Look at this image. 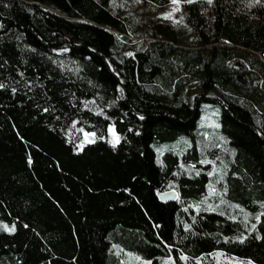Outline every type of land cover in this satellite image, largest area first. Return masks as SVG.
I'll return each instance as SVG.
<instances>
[{
    "label": "trees",
    "instance_id": "1",
    "mask_svg": "<svg viewBox=\"0 0 264 264\" xmlns=\"http://www.w3.org/2000/svg\"><path fill=\"white\" fill-rule=\"evenodd\" d=\"M133 2L0 0V264H264V0Z\"/></svg>",
    "mask_w": 264,
    "mask_h": 264
},
{
    "label": "rangeland",
    "instance_id": "2",
    "mask_svg": "<svg viewBox=\"0 0 264 264\" xmlns=\"http://www.w3.org/2000/svg\"><path fill=\"white\" fill-rule=\"evenodd\" d=\"M132 2L135 0H131ZM131 11L130 13L127 14V20L129 22V25L131 28H133V32H137L138 29V23L142 22L146 18H152V19H157L159 21H164L166 23H169L173 26H177L176 24L179 22V16H178V11H179V6L178 4H169L165 7L158 8L154 6H148L146 7L149 12L145 10L144 7H142L140 4L133 2L131 5ZM174 9H178L175 10ZM168 13L170 14L168 18H164L161 14ZM133 34V33H130ZM131 42L133 44L139 42V38L137 37H132L130 38ZM121 95V94H120ZM220 119V112L211 106H205L202 110V115L200 118V128L204 133L206 134V138L210 139H215V141L221 142V138L219 134L216 132L218 128V122ZM179 144H176L175 147L178 148ZM179 148H182L181 146ZM223 149L225 147L222 146ZM163 150V149H162ZM159 158V157H158ZM220 170L217 169V172Z\"/></svg>",
    "mask_w": 264,
    "mask_h": 264
},
{
    "label": "snow or ice",
    "instance_id": "3",
    "mask_svg": "<svg viewBox=\"0 0 264 264\" xmlns=\"http://www.w3.org/2000/svg\"><path fill=\"white\" fill-rule=\"evenodd\" d=\"M110 2H111V0H110ZM136 2H140V0H136ZM170 2L172 3V4H174V5H176V4H178L179 3V0H170ZM185 2L186 3H189V4H191V3H193V0H185ZM206 2H207V4L208 5H212L213 4V0H206ZM257 2H260V0H257ZM5 7H8V5H5ZM175 10H178V9H174V11ZM164 18H168V16L170 15V14H168V13H164V14H161ZM63 51H69V49H63ZM126 55H128V56H132L133 55V53H131V52H129V53H127ZM54 63H55V61H53ZM63 66V65H62ZM0 67H2V65H0ZM77 71H79V69H77ZM19 75L21 76V77H23L24 76V73H19ZM38 79V78H37ZM17 84H19L20 83V81H17L16 82ZM26 88H28L29 89V91H31V89H32V87H35L36 85H35V82L34 81H32V80H29V81H27L26 83H25V85H24ZM6 87H8L7 85H5L4 83H0V89H4V88H6ZM11 91L13 92V93H16L17 91H18V88L17 87H12L11 88ZM121 91H123V89H121ZM51 98L50 97H46V100H50ZM93 103H94V101H93ZM38 107H39V105H38ZM75 107V106H74ZM84 107L87 109L88 108V105H87V103L84 105ZM55 109H54V107L53 108H49V107H42V111L43 112H45V113H47V112H49V111H54ZM97 115H103V111L101 110V111H99V112H97L96 113ZM57 120H59L60 119V117L59 116H56L55 117ZM78 124H81V121L80 120H73L72 121V124H71V127H72V130L73 131H78L79 133H81L82 134V136H83V139L82 140H80V142L77 144V146H76V150L77 151H80V150H82L83 148H84V146H85V144L86 143H93V142H95V138H96V133L95 132H90V131H88L85 127H83V126H81V127H79V128H77V125ZM109 132L111 133V136H112V139L109 141L112 145H113V147H115L116 146V144H118L119 143V137H118V135L115 133V131H113V129L110 127L109 128ZM101 139H103V137H101ZM29 163L31 164V158L29 157ZM209 175H211V173H209ZM213 191H215V190H213ZM198 207V206H197ZM208 210H210V211H212V210H215V209H213L211 206H209V209ZM221 215H224V213H220ZM231 220H235L236 219V217L235 216H231V217H229ZM256 219L257 220H259L260 219V216H257L256 217ZM3 227L7 230V231H9V232H14L15 231V225H12V227L11 228H9V226L7 225V224H4L3 225ZM185 229L187 230V229H189L191 226L190 225H188V224H185ZM252 229H255L256 228V224H252ZM246 237H238V239L240 240V242H243V240L245 239ZM227 239V238H226ZM171 247V246H170ZM128 255L129 256H132L133 254L132 253H128ZM135 259L136 260H138V261H140V260H142V258L140 257V256H136L135 257ZM179 259L180 260H187V256L186 255H184V254H181L180 255V257H179ZM169 260L170 261H173V258L172 257H169ZM142 264H152V261H150V260H143L142 261ZM173 264H174V261H173ZM249 264H251V261H249Z\"/></svg>",
    "mask_w": 264,
    "mask_h": 264
},
{
    "label": "water",
    "instance_id": "4",
    "mask_svg": "<svg viewBox=\"0 0 264 264\" xmlns=\"http://www.w3.org/2000/svg\"><path fill=\"white\" fill-rule=\"evenodd\" d=\"M158 198L162 204H169L177 199V195L175 192H167V193L159 194Z\"/></svg>",
    "mask_w": 264,
    "mask_h": 264
}]
</instances>
